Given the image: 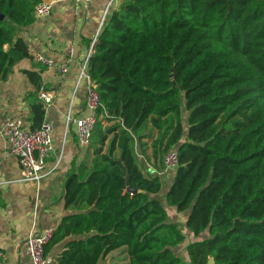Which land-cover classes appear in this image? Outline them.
<instances>
[{"label": "trees", "instance_id": "16d2710c", "mask_svg": "<svg viewBox=\"0 0 264 264\" xmlns=\"http://www.w3.org/2000/svg\"><path fill=\"white\" fill-rule=\"evenodd\" d=\"M40 1L0 0V80L31 56L20 31ZM89 65L101 100L91 162L65 182L69 213L46 256L67 241L49 264H100L121 247L129 264H264V0H122ZM27 99L34 129L46 109L37 91ZM170 149L180 163L165 171ZM164 200L190 210L195 235L211 233L187 259Z\"/></svg>", "mask_w": 264, "mask_h": 264}, {"label": "crops", "instance_id": "0c3cea01", "mask_svg": "<svg viewBox=\"0 0 264 264\" xmlns=\"http://www.w3.org/2000/svg\"><path fill=\"white\" fill-rule=\"evenodd\" d=\"M41 1L53 3L51 14L37 18L20 31L31 56L19 60L9 76L0 80V251L5 253L7 264H33L24 252L26 238L33 227L39 232L57 228L69 213L63 197L67 178L85 162L88 165L91 162L90 148L80 144L75 124L68 118L87 112L85 84L79 83L80 68L103 26L111 0ZM121 1L113 0L112 7H117ZM70 46L75 49V57L66 75L35 60L37 53H43L59 64L66 63ZM26 70L36 71L42 83L54 92L53 102L44 117L53 127L54 149L40 182L21 179L19 159L11 154L1 133L8 116L21 118L26 128L32 129L27 94L34 91L38 94V89ZM37 100L40 101L39 97ZM148 152L151 153V149ZM147 164L151 172H158L151 163ZM66 241L52 248L47 264L63 250ZM103 262L129 264L126 247L111 251L100 264Z\"/></svg>", "mask_w": 264, "mask_h": 264}, {"label": "built area", "instance_id": "2783aa9c", "mask_svg": "<svg viewBox=\"0 0 264 264\" xmlns=\"http://www.w3.org/2000/svg\"><path fill=\"white\" fill-rule=\"evenodd\" d=\"M89 2L92 0H78ZM112 2L108 4L105 18L112 10ZM53 9L52 2L41 1L35 7L37 18L46 17L51 14ZM104 18V19H105ZM97 37L92 42L89 53L81 64L79 83L85 84L86 108L87 112L81 116L71 117L68 121L73 122L76 127L78 140L82 146L89 147L96 121L98 119L96 110L101 105L100 94L97 83L92 79L90 73L89 59L94 50ZM75 57L73 46L68 48V60L66 63L59 64L43 53H37L35 60L56 68L62 75H66L70 70V63ZM38 97L44 104L46 110L52 104L54 92L42 85L38 89ZM53 127L50 121L44 119L40 126L31 129L26 128L21 118L8 116L5 118L1 133L9 144L11 154L19 159L21 166V179L27 181L40 182L44 177L47 161L51 157L54 149ZM179 155L176 149H170L164 156L165 171L176 170L179 166ZM53 234L49 229L45 232L36 231L35 227L31 230L24 244V252L29 256L33 264H47L45 247ZM6 255L0 251V264H7Z\"/></svg>", "mask_w": 264, "mask_h": 264}, {"label": "rangeland", "instance_id": "374dc122", "mask_svg": "<svg viewBox=\"0 0 264 264\" xmlns=\"http://www.w3.org/2000/svg\"><path fill=\"white\" fill-rule=\"evenodd\" d=\"M186 115V112H185ZM171 183V180L166 179V182H164V187H163V193H165ZM164 203L167 207L168 213L170 214V218L172 220L177 221L184 229L186 233V239L183 243L179 244L175 248V250L179 253L182 254L184 258L187 259V250L186 246L193 241L196 240H203L211 236V233L209 229H206L202 231L199 235H195L188 227H187V217L189 215L190 210H185V211H178L174 206L169 205L166 200H164ZM121 255V254H120Z\"/></svg>", "mask_w": 264, "mask_h": 264}, {"label": "water", "instance_id": "95a60500", "mask_svg": "<svg viewBox=\"0 0 264 264\" xmlns=\"http://www.w3.org/2000/svg\"><path fill=\"white\" fill-rule=\"evenodd\" d=\"M127 182L129 183V174H127ZM128 190L131 192H137V189L132 188L131 186L128 187ZM214 257L210 258L209 263L208 264H213L214 263Z\"/></svg>", "mask_w": 264, "mask_h": 264}]
</instances>
